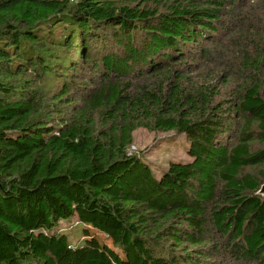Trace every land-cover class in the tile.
Returning <instances> with one entry per match:
<instances>
[{
  "label": "trees",
  "instance_id": "1",
  "mask_svg": "<svg viewBox=\"0 0 264 264\" xmlns=\"http://www.w3.org/2000/svg\"><path fill=\"white\" fill-rule=\"evenodd\" d=\"M245 2L0 0V264H264V40L195 65ZM138 129L190 160L155 173Z\"/></svg>",
  "mask_w": 264,
  "mask_h": 264
},
{
  "label": "rangeland",
  "instance_id": "2",
  "mask_svg": "<svg viewBox=\"0 0 264 264\" xmlns=\"http://www.w3.org/2000/svg\"><path fill=\"white\" fill-rule=\"evenodd\" d=\"M244 4L235 8L230 15H236L237 21H228L227 16L224 17V21H228L231 26L230 30L221 34L220 42L216 43L212 49H209L210 58L204 60L200 54H196V68L197 71L203 75H209L214 77L218 73L224 71L229 67L227 63L230 59L228 51L235 53L236 46L246 47L248 42L251 46V42L261 44L264 40V2L261 0H244ZM248 29V35L242 34L243 30ZM253 40V41H252ZM264 46V43H262ZM253 54H257L253 49ZM238 52V51H237ZM180 66V65H179ZM197 75V73H196ZM238 83L237 80L232 81ZM50 83V82H49ZM54 84L49 85V87ZM222 91V95L228 97L229 90ZM133 145L129 149L130 154L138 155L144 158V160L153 168L155 173L160 174L161 171L166 169L171 162H185L190 158L187 155L188 140L184 135L177 132H161L150 131L146 129H138L134 135ZM233 140H230L231 144L235 146L238 142L235 135H232ZM264 145L257 142L254 143V149H263ZM262 172L263 169L261 170ZM247 172H253L252 169H248ZM262 195V194H261ZM264 196V194L262 195ZM60 232L68 233L69 241L73 246L82 245L83 242L93 241L102 247H105L112 255L120 253L114 247V240L118 235L117 232H105L91 227H85L81 225L77 218H72L67 221H63ZM225 264H232L227 261Z\"/></svg>",
  "mask_w": 264,
  "mask_h": 264
},
{
  "label": "water",
  "instance_id": "3",
  "mask_svg": "<svg viewBox=\"0 0 264 264\" xmlns=\"http://www.w3.org/2000/svg\"><path fill=\"white\" fill-rule=\"evenodd\" d=\"M260 194H264V184H263V186H262V188H261V191L259 192Z\"/></svg>",
  "mask_w": 264,
  "mask_h": 264
}]
</instances>
